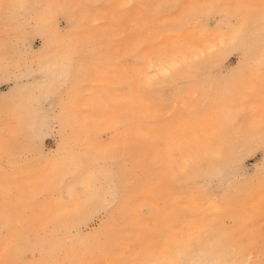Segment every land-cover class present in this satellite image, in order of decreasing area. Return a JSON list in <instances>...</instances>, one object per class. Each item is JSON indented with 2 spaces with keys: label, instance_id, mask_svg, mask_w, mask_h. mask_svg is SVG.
<instances>
[{
  "label": "snow or ice",
  "instance_id": "1",
  "mask_svg": "<svg viewBox=\"0 0 264 264\" xmlns=\"http://www.w3.org/2000/svg\"><path fill=\"white\" fill-rule=\"evenodd\" d=\"M0 264H264V0H0Z\"/></svg>",
  "mask_w": 264,
  "mask_h": 264
},
{
  "label": "rangeland",
  "instance_id": "2",
  "mask_svg": "<svg viewBox=\"0 0 264 264\" xmlns=\"http://www.w3.org/2000/svg\"><path fill=\"white\" fill-rule=\"evenodd\" d=\"M49 139H50V141H51L52 144H55L56 141H55V138L54 137H50ZM48 142H49V140L46 139L45 143H48Z\"/></svg>",
  "mask_w": 264,
  "mask_h": 264
}]
</instances>
